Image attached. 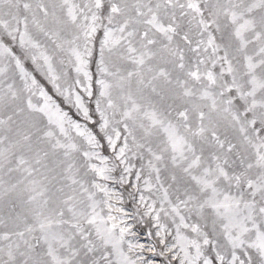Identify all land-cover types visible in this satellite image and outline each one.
I'll return each instance as SVG.
<instances>
[{
    "label": "snow or ice",
    "instance_id": "6c2138e0",
    "mask_svg": "<svg viewBox=\"0 0 264 264\" xmlns=\"http://www.w3.org/2000/svg\"><path fill=\"white\" fill-rule=\"evenodd\" d=\"M0 264H264V0H0Z\"/></svg>",
    "mask_w": 264,
    "mask_h": 264
}]
</instances>
